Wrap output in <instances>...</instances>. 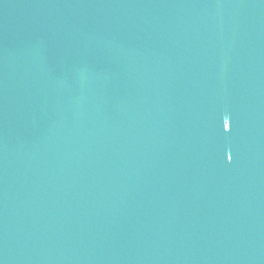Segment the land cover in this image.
<instances>
[{"label":"water","instance_id":"95a60500","mask_svg":"<svg viewBox=\"0 0 264 264\" xmlns=\"http://www.w3.org/2000/svg\"><path fill=\"white\" fill-rule=\"evenodd\" d=\"M0 264H241L234 0H0Z\"/></svg>","mask_w":264,"mask_h":264},{"label":"snow or ice","instance_id":"6c2138e0","mask_svg":"<svg viewBox=\"0 0 264 264\" xmlns=\"http://www.w3.org/2000/svg\"><path fill=\"white\" fill-rule=\"evenodd\" d=\"M223 127H224V126H223ZM229 127H230V124L227 125V130L229 129ZM229 159H231V157H229Z\"/></svg>","mask_w":264,"mask_h":264}]
</instances>
